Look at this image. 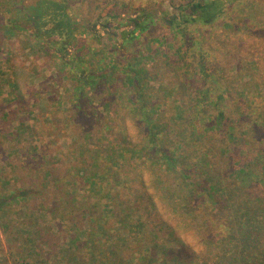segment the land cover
<instances>
[{
  "label": "rangeland",
  "instance_id": "obj_1",
  "mask_svg": "<svg viewBox=\"0 0 264 264\" xmlns=\"http://www.w3.org/2000/svg\"><path fill=\"white\" fill-rule=\"evenodd\" d=\"M40 1L0 0V192L35 190L0 213V264H93L103 252L104 237L89 236L91 225L97 232L100 221L116 226L118 222L112 215L113 203L103 196L109 182L93 175L89 163L106 162V147L119 148L124 133L132 140L142 138L143 128L138 126L140 120L128 115L129 99L119 78L98 80L96 89L88 86L77 96L68 67L72 64L64 62L81 51L78 57L87 70L82 74L93 81L92 73L102 74L104 64L108 69L117 61L115 49L124 45L139 50L142 63L154 74L163 71L158 82L150 79V85L159 89L161 97V89L166 91L167 101L174 105L190 98L185 94L187 82L200 85L193 75L199 70L191 74L189 62L202 51L214 69L208 72L216 81L211 95L222 94L231 103L230 109H236L238 103L250 99L244 85L264 83V0H215L224 5L223 10L209 22L184 8L212 0H49L54 1L51 6ZM140 9L154 15L152 21H144L146 31L154 35L150 30L140 32L135 25L145 18ZM131 18L134 24L127 23ZM56 19L63 24L56 25ZM89 19L101 40L92 41V33L85 29ZM73 29L80 33L70 37ZM55 34L72 42L74 49L69 43L48 41ZM83 45L87 47L81 50ZM103 47L107 52L100 63L91 52ZM179 47L182 58L172 57L174 69H168L161 53L150 56L158 48L169 53ZM224 85L227 91L221 89ZM80 126L91 133L90 145L82 153L85 136ZM256 136L264 137L263 128L257 129ZM100 154L101 159L97 158ZM127 158L117 156L121 164ZM36 224L46 230L45 240L33 229ZM126 250L130 257L131 249Z\"/></svg>",
  "mask_w": 264,
  "mask_h": 264
},
{
  "label": "trees",
  "instance_id": "obj_2",
  "mask_svg": "<svg viewBox=\"0 0 264 264\" xmlns=\"http://www.w3.org/2000/svg\"><path fill=\"white\" fill-rule=\"evenodd\" d=\"M47 2L50 1L41 0L40 5ZM49 5H55L54 1ZM223 6L212 0L192 3L184 9L209 22L222 13ZM140 12L145 18L135 25H139L140 32H145L144 21L154 15L145 9ZM91 21L89 19L84 27L96 42L102 36ZM127 23L134 24L135 18ZM62 24V20L56 19V25ZM179 25L174 23L175 28ZM71 33L73 37L80 32L73 29ZM112 37L117 39L115 33ZM61 38L55 34L47 39L62 41L64 45L69 43ZM79 47L82 50L87 45ZM80 52H73L77 58L64 62L66 66L72 64L68 67L76 82L73 93L79 96L88 86L96 89L98 80L119 78V85L129 99V106L125 107L129 108L128 115L140 120L138 126L143 128L142 138L132 140L124 133V142L119 148L114 144L106 147V162L100 154L97 158L101 159V164L95 165V170L93 162L89 163L93 175L109 182L103 196L113 203L112 215L118 222L116 226L109 220L100 221L97 232L95 225L93 228L91 225L89 236L97 233L104 237L100 245L103 252L93 264H264V137L256 136L258 128L264 130V83L256 84L251 80L254 84L244 85L249 89L250 99L230 109L231 103L222 94L211 95L216 81L211 78L213 73L208 72L214 69L206 63V54L198 51V58L189 63L191 74L199 70L198 75H193L199 78L200 85L187 82L188 102L175 97V101L180 102L173 105L167 101L166 91L161 89V97L159 89L149 83L150 79L158 82L163 71L154 74L142 63L144 57L139 50L124 45L115 49L117 61L113 60L108 69L104 64L102 74L92 73L93 81L82 74L87 70L85 62L79 60ZM106 52L103 47L91 55L96 54L101 63ZM182 52L181 47L169 53L158 48L150 56L161 53V60L167 63L168 69H174L171 59L175 55L180 61ZM118 57L123 61H118ZM221 89L227 91L228 85ZM82 104L76 105L81 108ZM79 129L85 136L82 153L90 145L91 133L85 126ZM127 155L129 158L123 160L126 163L118 162L117 156L125 158ZM34 192L30 188L8 194L0 192V213L14 200L24 199ZM141 217L145 220H140ZM108 223L110 227L106 229L104 225L109 226ZM33 229L45 240L48 234L44 228L36 224ZM13 264L31 263L14 261Z\"/></svg>",
  "mask_w": 264,
  "mask_h": 264
}]
</instances>
